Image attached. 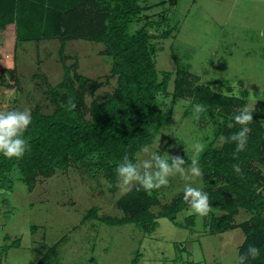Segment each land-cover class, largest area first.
Masks as SVG:
<instances>
[{
    "label": "trees",
    "instance_id": "16d2710c",
    "mask_svg": "<svg viewBox=\"0 0 264 264\" xmlns=\"http://www.w3.org/2000/svg\"><path fill=\"white\" fill-rule=\"evenodd\" d=\"M152 1L0 0V30L12 26L15 39L13 66L7 68L0 61V91L18 89L21 85L16 53L23 42L59 40L58 55L64 71L62 81L56 85L49 83L47 75H34L47 85L52 112L44 113L40 105L31 110L32 123L23 134L30 150L23 158L0 155V197L7 188L13 189L16 178L33 191L40 178H51L58 171L67 172L75 166L94 174L104 173L110 191L116 193L119 185L115 169L123 156L127 154L136 162L140 147L155 143L162 130L171 125L177 99L189 103L186 117L193 116V104L201 103L206 110L194 120L200 129L206 130L203 137L206 146L198 158L203 190L209 193L212 205L205 227L212 235L241 229L244 241L238 251L255 244L260 255L249 264H264V99L250 107L249 91L234 94L228 80L201 83L188 66L178 63L176 55L175 73L159 71L158 43L179 31V22L173 23L171 14L178 0ZM162 6L160 14L154 17L153 10ZM73 40L103 45L99 54L112 59L110 74L104 80L79 73L78 61L67 64L72 57L65 54L66 45ZM41 70L39 62L37 72ZM112 79L117 84L113 92L98 95ZM214 85L220 90H214ZM245 106L253 113V121L247 125L246 148L238 152L228 138L241 126L233 122L234 126L229 128L228 124L232 115ZM185 161V166L190 165L191 159ZM236 164L240 173L234 171ZM159 204L156 190L146 192L134 185L116 202L122 216L99 217V209L94 207L83 221L96 218L108 226L134 224L144 233L152 234L159 226L158 219L167 218L181 228L194 230L195 215L184 222L177 221L178 215L190 207L183 192L158 213L153 212ZM214 209L222 214H215ZM241 210L250 217L237 224ZM20 242L18 239L0 248V264L3 255ZM59 244L47 249L38 264H53L58 259ZM138 258L133 264L139 263Z\"/></svg>",
    "mask_w": 264,
    "mask_h": 264
},
{
    "label": "rangeland",
    "instance_id": "374dc122",
    "mask_svg": "<svg viewBox=\"0 0 264 264\" xmlns=\"http://www.w3.org/2000/svg\"><path fill=\"white\" fill-rule=\"evenodd\" d=\"M163 8L154 9L153 16L159 15ZM171 14L173 23L179 22V31L159 41L162 49L157 55L159 71L175 73L179 63L188 66L201 83L228 80L234 94L248 90L250 107L264 99V0H178ZM13 33L12 26L0 30V61L7 68L13 66L15 55ZM60 45L57 39L19 44L16 55L21 85L18 89H1L0 111L33 110L40 105L44 113L52 112L47 85L44 79L34 75H47L51 85L62 81ZM103 48L102 44L85 40L69 41L65 54L72 58L67 64L78 61L79 73L104 80L110 74L112 59L99 54ZM39 62L41 72H37ZM116 86V79H112L98 95L113 92ZM173 87L172 82L170 92ZM213 89L220 87L214 85ZM171 102L172 97L167 100L169 105ZM188 104L180 99L174 102L171 125L162 130L158 136L160 143L157 137L151 151H167L173 156L179 154L192 159L195 141L203 142L205 148L206 130L199 128L193 116H185ZM147 157L148 154L139 153L137 161ZM185 183L204 186L202 174L191 181L178 174L169 177L168 185L154 189L160 204L153 212L158 213L183 192ZM12 186V190L7 188L0 197V248L18 239L21 242L7 252V264H38L47 249L57 243L61 244L53 264H133L138 256V264H235L244 241L239 228L212 235L204 224L209 216L201 217L190 207L178 215L177 221L184 222L188 216L195 215L193 231L167 218L158 219L159 226L152 234L144 233L134 224L108 226L96 218L84 222L94 207L99 209V217L122 216L116 202L128 191L119 185L116 193H112L104 173H90L77 166L67 172L58 171L48 179L40 178L33 191L17 178ZM213 212L222 214L218 209ZM249 217L241 210L236 223L241 224Z\"/></svg>",
    "mask_w": 264,
    "mask_h": 264
},
{
    "label": "clouds",
    "instance_id": "9594fccd",
    "mask_svg": "<svg viewBox=\"0 0 264 264\" xmlns=\"http://www.w3.org/2000/svg\"><path fill=\"white\" fill-rule=\"evenodd\" d=\"M72 107H75L73 104ZM193 117L199 119L205 109V105L195 103L191 106ZM31 110L25 108L0 111V155L5 158L15 157L17 160L23 158L25 153L30 150L24 132L32 123ZM228 124L232 128L235 124L240 125L238 131L231 133L229 138L235 143L236 151H243L247 145L248 123L253 121V113L245 106L237 113L233 114ZM234 122V123H233ZM160 143V137H158ZM193 157L190 166L185 167V159L177 154L170 155L167 151H151L150 145H142L140 153L148 154V157L134 162L127 154L123 156L117 164L115 172L117 184L122 186L124 191H129L133 184L142 188L146 192L159 189L169 184V177L178 174L186 181H191L194 177L201 176L199 166V154L204 150L201 141L192 144ZM236 173L241 172L238 164L233 165ZM183 198L188 202L193 213L203 217L212 211L209 203V193L202 187L193 186L191 183L183 185ZM260 255V249L255 244H248L243 251H238L235 257V264H249L251 259Z\"/></svg>",
    "mask_w": 264,
    "mask_h": 264
},
{
    "label": "water",
    "instance_id": "95a60500",
    "mask_svg": "<svg viewBox=\"0 0 264 264\" xmlns=\"http://www.w3.org/2000/svg\"><path fill=\"white\" fill-rule=\"evenodd\" d=\"M1 264H7L6 263V254L3 255V257H2V263Z\"/></svg>",
    "mask_w": 264,
    "mask_h": 264
}]
</instances>
